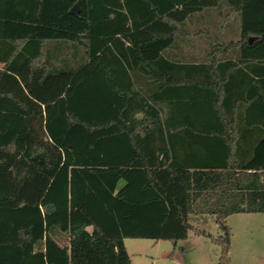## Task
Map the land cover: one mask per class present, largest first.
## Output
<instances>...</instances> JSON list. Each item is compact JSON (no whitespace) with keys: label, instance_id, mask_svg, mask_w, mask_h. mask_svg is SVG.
<instances>
[{"label":"trees","instance_id":"trees-1","mask_svg":"<svg viewBox=\"0 0 264 264\" xmlns=\"http://www.w3.org/2000/svg\"><path fill=\"white\" fill-rule=\"evenodd\" d=\"M0 65V264L191 230L229 264L227 219L264 213V0H0Z\"/></svg>","mask_w":264,"mask_h":264},{"label":"rangeland","instance_id":"rangeland-1","mask_svg":"<svg viewBox=\"0 0 264 264\" xmlns=\"http://www.w3.org/2000/svg\"><path fill=\"white\" fill-rule=\"evenodd\" d=\"M191 224L216 239L222 235L210 216H193ZM227 225L231 232L229 264H264V213L234 214ZM125 247L133 264H218L222 251L210 238L192 230L183 241L127 239Z\"/></svg>","mask_w":264,"mask_h":264},{"label":"crops","instance_id":"crops-1","mask_svg":"<svg viewBox=\"0 0 264 264\" xmlns=\"http://www.w3.org/2000/svg\"><path fill=\"white\" fill-rule=\"evenodd\" d=\"M206 25H207V22L205 21V19L198 18L196 20H193L190 26H206ZM235 28H236V25H235ZM179 45H180L179 49L174 48L172 49L170 53H172L173 55H178L180 57L181 56L185 57L189 60H196V61H202L206 56V44L203 38L201 37H194V38L186 39L185 41L180 42ZM139 74L136 73L135 75H139ZM128 82L129 81H127V83ZM155 92L157 93V90H155ZM168 95H171L170 92H168ZM170 97H172V95ZM185 100H190V97H187V99H184V101ZM185 120L188 121L187 119ZM170 122L175 123L176 120L175 121L171 120ZM200 122L201 120L198 121V123Z\"/></svg>","mask_w":264,"mask_h":264},{"label":"water","instance_id":"water-1","mask_svg":"<svg viewBox=\"0 0 264 264\" xmlns=\"http://www.w3.org/2000/svg\"><path fill=\"white\" fill-rule=\"evenodd\" d=\"M77 7L75 6L73 10H75Z\"/></svg>","mask_w":264,"mask_h":264}]
</instances>
